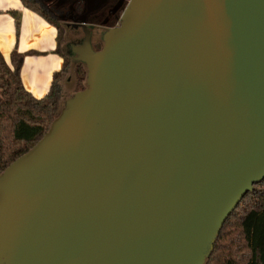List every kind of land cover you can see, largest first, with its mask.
<instances>
[{
	"label": "water",
	"instance_id": "1",
	"mask_svg": "<svg viewBox=\"0 0 264 264\" xmlns=\"http://www.w3.org/2000/svg\"><path fill=\"white\" fill-rule=\"evenodd\" d=\"M102 43L0 174V264H205L264 179V0H129Z\"/></svg>",
	"mask_w": 264,
	"mask_h": 264
},
{
	"label": "trees",
	"instance_id": "2",
	"mask_svg": "<svg viewBox=\"0 0 264 264\" xmlns=\"http://www.w3.org/2000/svg\"><path fill=\"white\" fill-rule=\"evenodd\" d=\"M23 8L56 27L44 0H19ZM16 34L20 14L9 12ZM61 41L58 29L57 46ZM59 52L58 49L55 51ZM24 55L11 52L9 66L0 53V174L18 157L30 150L48 131L61 107L60 81L70 67L69 58L52 75L50 89L40 99L25 90L20 78ZM76 92L86 87L84 64L73 67ZM205 264H264V179L253 185L223 224L211 255Z\"/></svg>",
	"mask_w": 264,
	"mask_h": 264
},
{
	"label": "crops",
	"instance_id": "3",
	"mask_svg": "<svg viewBox=\"0 0 264 264\" xmlns=\"http://www.w3.org/2000/svg\"><path fill=\"white\" fill-rule=\"evenodd\" d=\"M11 11L20 14L18 34L9 14ZM57 36L56 27L23 8L19 0H0V53L9 66L13 50L24 55L20 78L25 90L34 98L47 94L52 75L61 69L66 57L65 49H61L60 44L59 48L57 46Z\"/></svg>",
	"mask_w": 264,
	"mask_h": 264
},
{
	"label": "flooded vegetation",
	"instance_id": "4",
	"mask_svg": "<svg viewBox=\"0 0 264 264\" xmlns=\"http://www.w3.org/2000/svg\"><path fill=\"white\" fill-rule=\"evenodd\" d=\"M44 1L48 14L55 20L62 33L61 40L64 43L66 58L68 57L70 65L75 67L83 63L74 61L76 55L72 52V48L80 45L85 38V32H88L92 50H99L103 44V34L118 26L129 0ZM72 73L74 77V70Z\"/></svg>",
	"mask_w": 264,
	"mask_h": 264
},
{
	"label": "rangeland",
	"instance_id": "5",
	"mask_svg": "<svg viewBox=\"0 0 264 264\" xmlns=\"http://www.w3.org/2000/svg\"><path fill=\"white\" fill-rule=\"evenodd\" d=\"M19 29H20V27H19ZM61 36H62V33H61ZM66 40H68V38ZM60 48L63 50L65 48L62 40L60 41ZM72 70H73V66L70 65L66 76L60 81V86H61L60 107H62L64 101L67 98H69L70 96H72L76 91L75 82H74L75 77H73Z\"/></svg>",
	"mask_w": 264,
	"mask_h": 264
}]
</instances>
